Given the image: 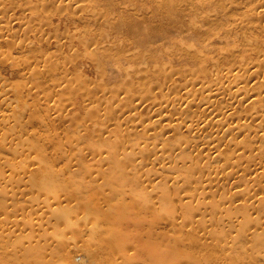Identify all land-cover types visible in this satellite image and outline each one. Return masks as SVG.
Wrapping results in <instances>:
<instances>
[{"label": "rangeland", "instance_id": "374dc122", "mask_svg": "<svg viewBox=\"0 0 264 264\" xmlns=\"http://www.w3.org/2000/svg\"><path fill=\"white\" fill-rule=\"evenodd\" d=\"M228 1L229 0H215V1L214 0H0V7L4 8L3 9L4 12L3 13L0 12V124L2 125V127L0 125V128H3V130L6 129V131H8L9 129L12 130L10 132H12L11 135H13L10 136L9 133H6L5 131H1L2 129H0V141H5L7 143L6 146H4V148L0 147L2 148L0 150V162L2 160V163L0 165V171H2L3 169L4 172V173L2 172L3 175H1L2 173H0V178L3 179L5 175H9L12 178H16L17 181L20 182V184L17 185L18 187H16V185L11 186L6 182L4 183V181H2L3 183L0 182V184L1 186H5L7 188H14V190L12 189L14 192L12 194L14 195L10 194L12 191L11 189L10 192L7 194L3 191L1 192L5 193L6 195H9V197L10 196L12 198L16 197L15 200L18 198V201L20 200L19 202L21 204V206L20 204L18 205L16 203L17 200L14 201V198L10 199L11 197L9 198L5 194L1 193L2 195H0V200H7V201H5L6 204L0 203V220H4L5 216H6V220H8V218L10 219V216L12 215L13 216L11 219L13 221L17 219L22 220L26 218L24 219L25 221L31 219L32 217H33L32 219L38 220L40 216L41 217L47 216V215L46 216L43 215L42 211L37 213L33 210L30 211L31 208L29 205L30 201H32L33 199L35 200L37 199L42 200V198L46 199L47 195L46 193H44V195H46V197H44L42 191V189L45 187H42V189L39 188V185L41 187V184L38 183L40 182V180H38L37 182L35 181L39 185H37L36 183L33 184L34 182L30 180H26L27 181L26 182L25 179L30 178L28 177V175L30 176V174L29 173L25 174L23 171L22 174L21 172V170L26 169L25 166L27 165V162H29L31 166H29L28 169L32 167L34 174L36 175L34 176L35 177L39 176L38 168H37V166L39 167V165L38 162H36L35 160L41 157L39 155H41L44 152L40 153L42 150L39 149L40 152H38L39 150H37L36 151L37 154L33 153L34 150L38 149V148L34 149V147H37L39 145L38 142H40V144L42 143L45 147V150H43L45 151V155L42 154V156H46L47 160L51 159L52 161L54 160L55 162H57L61 160V159L59 160V158L61 157H59L58 154L62 156V152L59 153L58 151H63L65 149L66 152L67 150H69L68 152H71L72 150V147H70L71 150L68 148L69 147L67 144L68 142H65L66 134L70 136V138L74 137L73 139L71 138L72 141L69 142V145L72 146L73 144V146L75 147L74 143L75 144L77 143L78 145L76 146L78 149L74 147L73 148L74 150L76 149L75 151H78L79 147L81 148V146L79 145H82L83 143L80 142L79 144L78 141L79 140L82 141L85 138L86 140H84V142L86 141L85 143L88 144L89 140L92 139L89 138V136H93V133L96 132L94 128L96 127V129H98L99 127H101V125L104 122L108 121L112 125L110 126L111 129L113 127L112 131L114 133V134L112 133L111 141H109L111 142L110 146H114L115 148L119 147L118 149H124V147L126 148L127 147L126 145H128L129 143L132 144V141L130 140L131 137L129 138V140L127 139V137L130 136V134L128 136L129 133L128 128L130 127L127 128L126 126L131 125L129 122H127L128 114L130 113L129 110L131 111V114L134 115L137 114L136 119L137 120L138 118L140 119L138 121H145V122L149 121V119H152L155 116L154 113L155 106L152 104L151 96L156 97L158 99H164L167 96L190 97L189 95L190 92L197 94L199 91H202L200 88L201 84L190 82V80L192 79V77H195L197 75L202 76L200 72L201 71L200 67H204L205 65H207V62L209 64L205 66V68L208 67L207 70H209L210 68L209 71H212V69L214 71L216 70V68H221L225 66L226 67L233 66L236 68L237 65L240 63L248 62L252 60L254 57L256 59V56H257V60L262 58V56L264 55V53H262L264 51V0H236V2L235 0L234 1L230 0L229 2L231 3H227ZM259 2L260 3L263 2V4H260ZM222 3L223 4L225 3L226 5L225 4L223 5ZM229 4L230 5L233 4L232 6L233 8ZM244 10H254L253 16L249 13L248 14L249 17H242L241 14ZM234 17L242 18L245 23H248L252 28H254L253 31H250V33L252 34H250L249 31H243V29L241 30L239 28L238 29L241 32V34H239V31H235L237 32L235 33L233 29H236L235 27H237V25H239L240 22L242 21H240V18H238L239 21L236 19V22L237 21L238 22L237 24H235L236 22L234 21ZM256 37H258L259 42H256L255 40ZM249 42L252 44L251 45L248 44ZM223 48H225L226 50L221 51ZM228 49H231L230 52H232L233 54L228 53L229 52ZM259 52L261 54L260 56L258 54ZM223 55H227V57ZM50 56L53 58L50 59L54 65L51 63H47L46 65L44 62V59ZM220 56H222L223 58ZM218 57L220 58V60ZM221 58L224 59L223 63H221L222 62ZM212 61L213 62L216 61L218 67L216 64L215 67ZM41 63L44 64L45 66L42 65ZM48 64L49 65L51 64L49 68H48ZM35 66H39L37 67L38 71L35 70L36 69ZM29 75L35 76V78L37 77L39 78L36 81L35 78L33 79V77ZM206 75H208V72L206 73ZM30 78L31 80H29ZM33 80L35 81V83ZM39 80H41L42 83L38 82ZM205 80L208 81L207 76ZM47 89L49 90L50 93L47 92L48 91ZM140 98L145 99V101H143L142 103H138L137 106L134 107V103H136V101L139 100ZM35 102L40 105L37 106L38 104L36 105ZM53 103L54 104L57 103L56 105H58L59 110L60 107L62 106L61 110L60 111L58 110V112L52 110L53 108L51 107ZM120 103L122 104V106L120 105ZM49 105H51V107H49ZM113 105L116 107L114 108V111H112L113 109H111L114 107ZM255 106L256 105L249 106L244 103L241 106H238L236 109H234L233 114L238 118L240 117V119H244L243 115L245 110L247 109L248 112H252ZM119 107L122 108L120 109ZM221 107L222 104L219 102L218 108ZM50 108L52 112L49 110ZM48 110L51 113L48 114ZM114 112L117 115H115ZM62 115L63 117H61ZM42 116L43 119L48 123L47 125L48 127L40 123L42 121L41 120ZM3 117H6L7 119H3ZM40 117L41 119L39 120L41 121H38L40 123L39 125L36 119ZM47 117L49 119H47ZM29 120L30 122L32 121V124L27 122ZM113 120H115V122H113ZM4 121H8V123L6 124L4 123L6 127L8 126V130L7 128L3 127ZM26 122L28 124H26ZM120 122L122 123V125L124 124L123 127L121 125V128L119 129L118 127L114 126L116 123L120 124ZM88 125H89V129H88ZM20 127L22 128L20 129ZM138 128L137 129L140 132L143 131L142 128L140 127ZM77 129L80 130L79 132L81 135H83L84 133L87 134L81 136L80 134L77 133L78 132ZM18 130L20 133H22L21 135H19L20 133L19 134L17 133ZM55 132L60 134L59 137L61 136L60 138L62 140V143L65 142L67 144V146L65 144L66 147H63L60 140L59 143L62 145L63 150L60 149L61 145L57 144V146H59L60 149L57 152L55 151L56 143L54 142L55 143L54 144L51 142L52 141L51 137L53 136L52 134H54L53 136L54 141H56L55 139L58 137L57 136L58 134H56L55 137ZM29 133L33 137L29 136L30 135ZM131 134H135V133H131ZM76 135L77 137L79 136L78 140H74L77 139V137H75ZM107 135L108 134L104 133V135H102L103 137H100V135H96L95 133L94 134L95 137H93L94 144L90 143L88 145L86 144L87 145L86 146L85 143H83L84 147L82 146L80 152L88 155L84 157L83 159L84 161L88 159L86 161L88 162L90 158L93 159L92 155L89 156L90 148L92 146H96V148H99L98 150L103 149L104 147L107 146L105 144L106 139H108L106 138ZM140 135L141 136H139L136 133V137L138 140L146 138V140L149 141V139L152 138V136L149 133H147V135L145 133ZM183 135L185 136V139L189 140V138H192L191 137L192 135H189L190 137H188L187 133L186 134L183 133ZM80 136L81 138L82 137L84 138L81 139ZM123 136L124 138H122ZM134 136L135 135L132 136V139L135 138ZM175 136L179 137L178 134L175 135V133H173L169 135L167 134L165 136L166 138H161L160 140L152 138L150 140L151 145H153L155 142H158L159 144L167 143V142L169 144L175 143L177 142V139H180V137L175 139L176 138ZM19 137H21V139H19ZM26 137L32 139L29 140ZM59 137L57 139H59ZM34 138H38L36 139L37 141L36 144L38 143V145L32 146L33 148L31 147L32 150L31 149L29 150V152L30 151L31 152L28 155V153H26L28 152L27 148L30 147L28 145L29 144L31 145V143L33 142L32 140ZM67 138L70 139L69 137ZM48 139H51V141H49ZM115 139L116 141H114ZM28 140L32 142L30 143ZM16 143H18L19 145L18 144L16 145ZM97 143L99 144V147H97ZM131 144L129 145L131 146ZM129 145L128 148L130 147ZM22 147H24L23 150L26 148L25 151L23 150L20 151ZM16 149H18V151ZM86 150L88 154L85 153ZM198 151L200 153V149L192 150L191 152L193 153L191 154L192 157L199 158ZM205 152L206 151H204V153ZM35 155H38V157H36ZM188 155L190 156V153H188ZM4 156H6L5 159H3ZM98 156L99 154L95 155L94 158H96L97 160ZM31 159H33L37 163V166L34 165L35 163ZM91 159L89 162H91ZM139 159L140 158H138L135 161V163L138 166L137 169L139 173H143L146 169L152 168L151 163L147 161L149 158L146 155L142 158L141 162L138 161ZM7 160H9L10 164L16 162V166L18 164L17 167L20 166L21 168L23 167V165L21 166L20 164L24 163V167L22 169L20 167L19 169L15 167L16 169L15 170L11 167L9 163H7ZM62 160L64 159L62 158ZM5 161L8 164L7 166L10 165V167L4 165L6 164L3 163ZM64 162L65 160L60 164L59 162L56 164L57 166L58 165L61 166V168L62 167L66 168L65 165L66 164L68 165V163L67 162L64 163ZM89 162L87 165H89ZM94 162L95 160L93 159L92 161L93 165L92 163L90 165L95 167ZM81 164L84 165L85 162ZM119 164L120 165L122 164V166H124L123 165L124 163H119ZM119 164L118 166H120ZM107 165L108 164H105L104 167L110 168ZM14 166L15 164L13 165V167ZM57 166H55L54 164L53 170L54 169L61 170V168ZM70 166L68 165L67 167ZM55 167H57V169ZM71 167H73L71 169L76 168L75 165ZM152 169H153L152 171L157 170L156 168H152ZM67 173L69 175V172ZM18 175L24 177L23 181H20L17 178ZM140 175L141 174H139V176ZM34 176L32 175V177ZM65 178L71 179V177L69 176H66ZM88 178L85 180L87 181ZM156 179H158V177ZM156 179L154 180L153 178L152 180L154 181L153 183H151V181L149 182L145 181L146 183L143 184L144 185L147 184L148 188H150L152 185L157 186V183L161 181L159 179L158 180ZM74 180L75 179H73V181ZM79 180L76 179L75 182H73V184L70 187L71 188L70 190L73 189L72 188L73 185L77 187H83V186H78ZM24 181L26 182L25 183L26 185L30 183L29 186L23 184L24 187L26 186L25 187L26 189L22 187L23 185H21L22 183H24ZM76 181H78V184L76 183ZM101 181L102 179L100 180V182ZM170 185L172 186L171 187L172 189L170 188V190L174 194V190H177L178 187L177 189H173L175 187L171 183ZM227 185L228 188L230 189L231 185L226 184V186ZM226 186L224 185V188ZM87 188L89 189V187ZM15 189H17V192ZM225 189L223 190L219 189L220 191H218V194L215 195L212 194L214 195L212 197H211V193H209L210 198H215V200L218 199L217 200L218 202L219 200H221L220 198H222L223 196L222 194H224ZM178 190L175 192L178 193ZM64 193L66 194L67 190H64ZM177 193H175L174 196ZM182 193L183 192L181 189V194ZM215 193H217V191ZM75 194L74 196L76 197L78 194L76 195ZM97 197L98 196H96V198ZM25 198L29 200L28 203ZM175 198L176 196L174 197V203L177 202L175 201L177 198L176 199ZM9 201L13 203H10ZM23 202L25 204L27 203L28 206L24 204L25 208H22ZM63 202H64L63 204H65V201ZM71 202H70L72 204L71 206L74 207V205H76L74 204L75 202L73 201ZM196 202L197 201L195 199L192 203V206L194 204L196 205L197 204ZM7 203L10 206L7 207ZM237 203L238 201L234 202V204L232 205L233 207H230L231 211L235 210L234 207L235 204ZM239 203L236 205L239 207V208L236 207L237 208L236 210H239V212H241L240 210H243L242 208L245 207H241L240 206L241 204ZM260 204L262 208H264L263 207L264 202L263 204L262 203ZM260 204L257 207L259 208L258 209L259 212H257L256 207L252 209L253 212L250 211L251 209L246 208L251 212L250 215L248 214L250 213L248 211L247 213L248 215L246 216L248 217L250 215L249 217H254V221L252 220L253 227L255 225H258L256 222H259L260 220L261 222H259V224L260 226L262 225L261 227L258 225L259 227H256L258 228V230L257 229L255 230V227L252 228V225L250 224L251 227L248 226L250 227V230H248V233L245 234L246 237L244 235L241 236L239 233L236 234L240 230L241 231L243 230L242 228L243 226L248 225L247 224L248 220L245 218L246 216L244 217L245 214L243 216H240L239 214L237 215L238 217L239 216L241 217V218L239 217L238 220L242 221V222L240 221L241 224L240 222H238V220H235L236 222L235 221L233 222V225L234 224L236 225L237 223L236 225L237 227L236 226L233 227V225H230L229 224L230 222L229 223L225 222V224L223 223V220L228 221V217L230 216L231 211H229L230 212L229 215L226 214L225 219L221 220L220 219L222 218L221 214H219L218 217L217 213H215L217 215L216 217V215H213L214 213L212 211L206 213L208 212V210H210L209 208H207V211L204 213L205 215L201 213H197V214L195 213L196 215L194 214L193 216V214L192 215L190 214L187 220L190 221L189 218L194 220L192 225L195 226H191V228H195L198 230L200 229L199 231L201 232L198 231V235L201 234L202 236L200 240H203V238L206 239V237H204L205 235L203 236L202 234L205 233L203 232L205 230L203 231L201 230V226L203 222L202 219L201 220L199 219L200 214L202 215V217L200 216V218L203 219L205 218L206 220H209L211 217L213 218V220L214 219L216 220L217 218L220 219V221L218 222L222 221V223L216 225L217 227L219 226L218 227L219 229L226 225L228 228L224 227L222 228V230L225 228L229 229V227L231 229L237 228L236 230L240 229L239 231L234 230L235 232L230 229H229L230 231H227L226 229L223 230L224 233L226 231L227 235L224 234L223 236L224 237L227 236L226 239L227 241H229L230 238H233L232 236L233 234L234 239H236V237L239 236L241 237V238L239 237L238 240H236L237 242L238 241L244 242V243L238 242V245L240 244L239 245L240 248L237 246L238 249L236 248V251L232 252L233 254L238 253L237 255L234 254V256H232L233 259H235L234 257L237 256L234 262L237 261L239 263H242L241 261L244 260L243 263L247 264L249 263L247 262V260L249 261L251 259L257 260L255 258L261 256L260 258L258 257L259 260L261 259L260 261L258 260L254 262L257 264L258 262L261 263L264 260L262 259V257L264 258L263 256L264 249L261 246V243L264 245L263 243L264 241H262L264 237V231H263L264 217L262 216H264V214L261 216V214L264 213V209L263 212L260 211L261 208ZM78 205L79 203L76 205V207ZM178 205L176 206L178 207ZM255 205L257 206L258 203L256 202ZM76 207H74V209L79 208ZM83 208L81 207L79 209L81 210ZM246 212H247L246 210L245 212L242 211V213H246ZM254 212L256 216L254 215ZM6 213L7 215L10 214L11 215L7 216L5 215ZM29 213L30 214L32 213V217L31 215L28 216ZM237 213L238 212L235 211V214ZM22 214H26V215H22ZM38 214L40 216H37ZM82 214L85 213H81V217L79 219L80 220L83 219L82 222L86 221V223H88L89 226H90L89 224L90 221L92 222V220H96L95 217L93 216L91 217L89 215L90 219L88 222V217L84 218V215L82 216ZM180 214L181 213H178V215ZM235 214H233L232 216H234ZM14 215L15 217L17 216L16 219H13L15 218ZM203 215L205 217H203ZM22 216L25 217L21 218ZM259 216L261 217V219H259ZM2 217L3 219H1ZM242 217L244 218V220H242L243 219ZM212 218L211 221H213ZM40 219H44V218H40ZM250 219L249 222H251ZM216 221L213 222L216 223ZM243 221L245 222V224L242 225ZM188 223H190L191 225V222ZM238 223L240 224V226ZM207 224L208 222H206V225ZM222 224L224 225L221 226ZM216 226L213 227L214 228L213 230L217 229L215 231L217 232L219 231V233H222L223 231L220 232L221 229L219 230ZM45 227L48 229L47 226ZM52 227H49L51 229L47 231V234L49 233V235H52L51 233H53V231L55 230L54 228H56L55 232L58 239L60 238L61 240L64 239L66 241L69 238V240H67L68 243L73 242L75 240L78 243V245L74 249L67 248V245L66 248L64 246L56 247L54 252L57 254V259L55 258V254L52 253L54 256L53 264H82V263L105 264L104 260L98 259V252L94 253L95 250L93 246L95 245V241L93 240L92 236L91 239L90 236L87 235V234H91L90 230H89L90 233H88L87 231L86 232L87 234L84 235L82 234L79 235L75 233L76 234L75 237L72 236L71 231L69 230L70 228L63 227L62 223H59V226L53 227V229ZM248 227L246 226V229ZM26 229H24L23 232H18L21 235L17 233L18 235L17 234L13 235L10 239L12 241H16V243L17 242L20 243L22 242L23 239L26 240V238L35 239V237L37 238V236H39L37 234H41L43 232L37 229L36 230L37 232L31 233L32 231L34 232L33 229L28 228L29 230L25 231ZM205 229H207L206 231L210 229V234L211 231L213 233L215 232L211 230L212 228H209L208 226ZM38 230L40 233L38 232ZM253 230L256 231L257 234L254 233ZM24 231L28 233H25ZM55 232L53 234H55ZM217 232L214 233L216 234V237H218ZM228 232L232 237H230ZM252 232L256 236L255 237L256 239L253 238L254 235H251ZM258 233L261 235L258 236ZM205 234L206 236H208L209 233L206 232ZM201 236H198V238ZM210 236L212 235H209V237ZM219 236L224 238L221 234ZM213 237L215 238V236L213 235L211 239L209 238V241L208 239H206L207 243L209 244H207L206 241L205 242L202 241V244L204 245L205 248L203 249L206 250L208 246H211L214 243L213 245L214 248L216 247L215 249L216 251L218 249L217 247L220 245L221 249L219 248L217 250V254H219L218 256L223 255V257H226L225 255L230 252L228 251L229 249L226 250L227 252L225 251L226 253L225 255L222 254L224 253L223 250L224 245L222 246L223 248L221 247V245L225 243L218 241L216 246L215 241L217 242L218 238L214 239ZM260 237H262V239H260ZM242 238H244V240H240ZM252 238L253 240L259 241L257 243H259L260 245L257 244L255 246L256 241H253ZM71 239L73 240L71 241ZM211 240H212V244L210 243ZM232 240L230 242H232ZM251 242H253V244ZM206 244L208 246H206ZM250 244L253 246L252 249L255 250L248 248L249 246H251ZM213 245L212 247L209 248L210 250L209 249L207 250L211 254L214 253V251L212 252V250H214ZM246 245H249L246 247V249L248 248L247 250L250 251L242 249L243 246L245 247ZM257 246L261 248L259 249L260 253L258 254H257L258 252ZM194 247H196V245H194ZM194 247H192L193 250L199 249ZM96 248L100 250L98 243ZM192 248L191 251H193ZM219 250H222L223 252L220 251L218 253ZM253 251L254 252L257 251V252L254 253ZM241 252L242 253L244 252L243 258L240 256V254L242 255ZM249 252H253L252 254L254 255H252ZM245 253L248 255H246ZM43 254L45 257H47L49 254L48 249ZM217 254H215V256H217ZM256 254L258 255L257 257ZM229 255H228V259L227 258L224 259L222 257L221 259H224L225 261L224 260L223 261L226 263L233 262V259H230L231 256ZM245 255L247 256V258L249 257L250 258L247 259ZM113 256L115 257L114 260L116 261L117 264H124L122 261L119 260L118 254H114ZM127 257L130 259V262H135L137 259V251L130 250L129 248L127 251ZM215 258L216 257H214V261L215 260L217 261V259L220 262L222 261L219 260L220 259L219 257L216 259ZM239 258H242L240 259L241 261H238ZM245 258L247 263L245 262ZM254 263L252 262V264ZM45 264L48 263L46 262ZM261 264H264V261Z\"/></svg>", "mask_w": 264, "mask_h": 264}, {"label": "bare ground", "instance_id": "6f19581e", "mask_svg": "<svg viewBox=\"0 0 264 264\" xmlns=\"http://www.w3.org/2000/svg\"><path fill=\"white\" fill-rule=\"evenodd\" d=\"M229 1L227 3H231ZM235 4H234V7H235ZM260 4H263V2H261ZM230 6L232 7L233 4ZM3 9L4 8L0 7V12L3 13L4 12ZM249 13L253 16L254 10H244L241 15L242 17H249L248 16ZM238 18L234 17V21L236 22V19L238 20ZM240 21L242 22H240V24L237 25V27H235L236 29H233L234 32L239 31V29L241 30L243 29V31H249V33L250 31H253L254 28H252L248 23H245L242 18H240ZM237 22L235 24H237ZM239 34H241L240 31H239ZM255 40L256 42H259L258 37H256ZM248 44L251 45L252 43L249 42ZM224 50L226 49L223 48L221 51H224ZM230 50L231 49H228L229 52L228 51L227 52L232 53L230 52ZM260 52L258 53L259 56L261 55ZM262 53H264V51ZM223 56L227 57V55H223ZM50 58L53 59L51 56L44 59V62L46 65L47 63L53 64ZM222 58H221L222 62L220 61L221 63H223V60H224ZM216 61L215 62L212 61L215 67L218 62ZM51 64L50 65L48 64V68L49 66H51ZM208 64L209 63L207 62V65ZM205 66L200 67L201 71L199 70L202 76L197 75L195 77H192V79L190 80V82L201 84L200 88L202 91H199L197 94L190 92L189 93L190 97H182V96L169 97L167 96L164 99H158L156 97L151 96L152 104L155 106L154 107L155 116L146 122L138 121L140 119L139 118L138 120L136 119L137 114L136 115L131 114V111L129 110L130 113L128 112L129 114H128L127 122H129L131 125L126 126L127 128L130 127L128 128L129 129L128 136L129 134L130 136L127 137V139L129 140V138L131 137L130 140L132 141V144L129 143L131 144V146L128 144L130 146L129 148H128V145H126L127 147L126 148L124 147V149H118L119 147L117 146H116L117 148H115L114 146H110L111 142L109 141H111L113 127L111 129L112 125L108 121L104 122L101 125V127H99L98 129H96L95 127L94 129L96 131L95 132L96 135H100V137H103L102 135H104V133L108 134L106 137L108 139L105 138L106 139L105 144L107 145V146L105 145L106 147L100 150H98L99 148H96V146H92L93 149L92 147L91 148L89 147L90 148L89 156L92 155L93 159L95 160L94 162L95 167L92 166L93 159L89 157L91 159V162H89L90 161L89 159L88 161L89 165H87L88 162L86 161L88 159L85 158L86 161H84L83 159L84 157L88 155L80 152L82 146L84 147L83 143L86 142V141L84 142V140H86L84 137H82L84 138V140L78 141L79 144L80 142H83L82 145H79L81 146V148L79 147V150L75 151L76 149H78L76 146L78 144L74 143L75 147L72 144L73 142L70 143L72 144V146L69 145V142H71L74 137L73 138L71 137L72 138L71 139L70 136H68L67 134L65 135L66 137L65 142H68L67 143L69 146L68 148L71 150L70 147H72L71 152H68L69 150H67V152L65 149H64L65 151L63 150V147H66L67 144L64 141H63L64 143H62V140L60 138L61 136L59 137L60 134H58L57 132H55V137H56V134H58L57 136L59 137V139H57L58 138L57 137L55 139L56 141H54L53 140L54 134H52L53 136L51 137L52 141L51 139H48L52 143L54 142L56 143V144L54 143L56 145L55 146L56 152L60 149L63 150V151H58L59 153L62 152V156H63L62 157L60 156V154H58L59 157H61L59 158V160L60 159L62 160L63 158L65 160L64 163L67 162L69 166L70 165L76 166V168L74 167L75 169H71L73 167L71 166L67 167L68 166L67 164L66 165L63 164L66 166V168L62 167L63 168L62 169L61 166L58 165L59 168H61L60 170V169H57L58 166L56 163L59 162L60 164L64 160L62 161L60 160L61 162L60 161L55 162L53 160L55 162L54 163L51 159L47 160L46 156H42V154L45 155V151H43L45 150V147L41 143L43 145L42 146L40 142H38L39 145L38 143L36 144L37 142L36 139L38 138H34L35 140L33 139L32 140L33 142L29 141L32 139V138L29 139L30 138L29 136H31L30 134L31 132H30L29 133L30 135L28 136L29 138L28 137L26 138H28L29 139L28 141L32 143L31 145L30 144L28 145L30 147H28L29 149L27 148L28 152L26 153H28L29 155V153L31 152V151L29 152L31 147L36 146V145H38L40 148L38 146L34 147V149L38 148L34 150L35 152L33 151L34 154L39 149H41L42 151L40 152L39 150L38 152L40 153L44 152L41 155H39L41 156L38 158L39 160L37 158H34V159H37L35 161L38 162L39 167L37 166V163L33 159H31L32 161H34L35 163L34 165H36L38 168L39 176L35 177L36 175L34 174L32 167H30L31 169L30 168L28 169V167L31 166V164H29V162L27 161L26 162L28 166L27 165L25 166L26 171L23 169L21 170V172L23 171L25 174L26 173L30 174V176L28 175V177H30L31 179L28 178V179H25V181L30 180L34 182L33 184H35L38 180H40V182L38 183L41 184V187L39 184L37 183L36 184L39 185L40 189H42V187H45L42 189V191H43V195L44 193H46L47 197L46 195H44L46 199L42 198V200L40 199L35 200L32 197L33 200L30 201L29 205L31 208L30 211L33 210L36 213L42 211V214L45 216L47 215V216L41 217L38 214L37 216H40V217L37 220V219H32L33 218L32 213L31 214L29 213L28 216L31 215L32 218L29 217L31 219L24 221V219L26 218H24L25 216L24 217L22 216L21 218H24L22 219L23 221L21 219L20 220L17 219L13 221L11 219L13 215L10 216L11 214L10 215H7V213L5 214L7 216H10L11 220L8 217H7L8 220H6V216L4 215L5 219L0 220V264H45L46 262L48 264H53L54 256L52 253L55 254V258L57 259V254L54 252L56 247L64 246L66 248V245H67V248L74 249L78 245L75 239L74 240L76 242L69 241L70 243H68L67 241L69 240V238L68 239L66 238L67 242L64 239H63L64 241L61 240L60 238L58 239L56 232H55L56 228H54L55 230L53 231V233L55 232V234L51 232L50 233L52 235H49V233L47 234V231L51 229L49 227L59 226V223H62L63 227L65 228H70L69 230L71 231L72 236H75V237H76V234L84 235V234H87L86 233L87 231L88 233L91 232L92 235L91 234H87V235H89L91 239L93 237V240L95 241V245L93 246L95 250L94 253L98 252V259L104 260L105 264H117L116 261L114 260L115 259V257L113 256L114 254H118L119 260L122 261L124 264H237V263L245 264L243 263L244 260L243 261L240 260L243 258L244 252L243 253L241 252L242 255L240 254V256L242 258H239L238 260V261H241L242 263H239L237 261H236L237 263L234 262L237 256L234 257L235 259H233L232 257L234 256V254H236V253L233 254L232 252L236 251V248L237 249L238 247L240 248L239 246L240 244L238 245V242L240 243L241 241H238V242L236 241L238 240L240 236L236 235L239 237H236V239H234V235L231 233L233 238H230V240L227 241L226 240L227 236H225L226 238L223 236L224 234H226V231L225 233L223 231L226 228L223 230L222 228L227 227V225L223 226L225 222H228V223L230 222L229 224L233 225V222L235 220H238L240 216H243L244 214H245L244 217L248 214L251 215V212H253L252 209H254L255 207L257 209V212H259L258 210L259 208L257 207L259 206L260 203L263 204L264 202V55L262 56V58L258 60L256 56V59L254 57L252 60L248 62L240 63L237 65L236 68L233 66H229V67L225 66L221 68H216V70L214 71L212 69L213 71L212 72V71H209L210 68L209 70H207L208 67L205 68ZM35 67H36L35 70H37V67L39 66H35ZM207 72H208V75H206ZM29 76H32V75H29ZM206 76L208 77V81L205 80ZM32 77L33 79L35 78V76H32ZM38 78L39 77L35 78L36 81L38 80ZM29 80H31V78ZM41 80H39L38 82L42 83ZM47 92H49V90ZM143 101H145V99L140 98L139 100L136 101V103H134V107L137 106L138 103H142ZM219 102L222 104L221 108H218ZM244 103L249 106L251 105H256V106L253 108L254 110L252 112H248L246 109L243 115L244 119H240V117L238 118L233 114V110L236 109L238 106H241ZM37 104L38 103H36V105ZM56 104L53 103L52 107L51 105H49V107L53 108L52 110H55L58 112L59 108H58V105ZM39 105L40 104H38L37 106ZM120 105L122 106L121 103ZM51 108L49 110L52 112ZM61 108L62 106L60 107V110ZM114 108L116 107L114 106L113 108H111L113 109L112 111H114ZM119 108L121 109L122 107H119ZM49 110H48V114L51 113L49 112ZM115 115L117 114L115 113ZM61 117H63V115ZM3 119H7V118L3 117ZM39 119H41V117L36 119L37 122L42 120L40 123L48 127L47 126L48 123L43 119V116L41 120ZM47 119L49 118L47 117ZM27 122L32 124V121L30 122V120ZM27 122L26 124H28ZM113 122H115V120H113ZM4 123L6 124L8 123V121H4L3 124ZM5 124L3 125V127L7 128L8 130V126L6 127ZM121 125L122 123L120 122V124L116 123L114 126L120 129ZM22 127H20V129ZM138 127L142 128L143 131L141 130L142 132H140L138 130L139 129ZM0 129H2L1 131H5L6 133H9L10 136H13L11 135L12 132H10L12 130L9 129L8 131H6V129L4 130L3 128H0ZM88 129H89V125H88ZM19 130L17 132L18 134L20 133ZM79 131L80 130H78L77 132L78 134H80ZM34 133H37V132H34ZM95 133H93V136H89V138H92L90 139L92 141L89 140L88 144L90 143L94 144L93 137H95L94 136ZM131 133H135V134H131ZM136 133L139 136H141L140 134H143V133H145L146 135L147 133H149L152 136V138L157 139V140H160L161 138H166L165 136L167 134L169 135V134L175 133V135L176 134L179 135L180 139H177L179 137L175 136L176 137L175 139H177V142L175 143L169 144L167 142V143L159 144L158 142H155L153 145H151L150 140L152 138L150 136L149 137L151 139H149V141L146 140V138L145 139L140 138L141 140H138L136 137ZM183 133L184 134L187 133L188 137H190L189 135H192L191 136L192 138H189V140L185 139V136L183 135ZM21 134L22 133H20L19 135ZM84 134H87V133H84ZM133 135H135L134 136L135 138L132 139ZM67 137H69L71 140L68 139ZM75 137H77V135ZM78 137L77 139H74V140H78ZM122 138H124V136ZM19 139H21V137H19ZM116 139L114 141H116ZM57 140H58V143H57ZM60 140H61V144L63 145V147L59 143ZM142 140H145V141H142ZM6 144L7 143L5 141H0V145H1L0 147L4 148ZM17 144L18 143H16V145ZM57 144L61 145L60 149H59V146H57ZM86 144L87 143H85V145ZM40 145L42 146L43 149L41 148ZM73 147L76 149L74 150ZM97 147H99L98 143H97ZM23 148L24 147H22L20 151H22ZM1 149L2 148H0V150ZM25 149L23 151H25ZM195 149L197 150L200 149V153L198 151L199 155L197 154L199 158L192 157L191 155L193 154L191 153L192 150H195ZM16 150L18 151V149ZM72 151H75V152H72ZM204 151L206 152L204 153ZM85 153H87V150ZM188 153H190V156L188 155ZM98 154L99 156L96 160L94 156ZM145 155L149 158L147 161L151 163L152 168H156L157 170L152 171L153 169L151 168V169H146L143 173H139L137 169L138 166L135 163V161L138 158H140L138 161L141 162L142 158ZM35 156L38 157V155H35ZM5 157L6 156H4L3 159H5ZM84 162L87 166L85 164L84 165L81 164ZM1 163H2V160L0 162V165ZM3 163H6V161ZM7 163H9V160H7ZM7 163L4 165L7 166L8 165ZM91 163L92 165H90ZM119 163H124L123 164L124 166H122V164L120 165ZM14 164L15 166L13 167ZM54 164L55 166H57L55 168L59 171L55 169L53 170ZM105 164H108L107 166H109L111 169L108 167L105 168L104 167ZM118 164L120 166H118ZM10 165L13 169H15V167L19 169L20 167V166L17 167L18 164L16 166V162ZM10 165L7 167H10ZM20 165L21 166L23 165L24 167V163ZM66 171L69 172V175ZM2 172H3V169L2 171H0V173ZM3 173L1 175H3ZM31 173L33 176L35 175L34 176L35 178L32 177ZM25 174H24V177H25ZM139 174L141 175L139 176ZM19 175L17 176V178L20 181H23L24 177L19 176ZM65 175L71 177V179L65 178L66 177ZM157 177L161 181V182L157 181L159 182L157 183V186L152 185L150 188H148L147 184L145 185L143 184V183H146L145 181L147 182L151 181V183H153L154 182L152 181L153 178L155 180ZM87 178L88 180L86 181L85 179ZM0 179H1L0 182L4 181V183L6 182L7 184H10L11 186L16 185V187H18L17 185L20 184V182H18L16 178H12L9 175H5L3 179L2 178ZM73 179L75 180L81 179L79 180L78 186H83V187H77L73 185L72 186L73 189L70 190L71 185L73 184V182H75V180L73 181ZM101 179L102 181L100 182ZM25 181L21 185L23 184L26 185L25 183L27 181L26 182ZM76 183L78 184V181H76ZM168 183L169 185L171 183L175 187L173 189H177V187L178 189H180V190L177 189L178 193L175 192L177 190H174V194L177 193L175 195L177 198V199L175 198L176 199L175 201H177L175 202L176 204L174 203L175 196L173 192L170 190L172 186L170 185L169 187ZM29 184L27 185L29 186ZM115 184L117 185V187ZM226 184H230L231 188L229 189L228 185L226 186ZM24 185L22 187H24ZM224 185L226 186L225 188H228L229 190L225 189ZM85 187H86V190H85ZM87 187H89L90 190ZM222 188L225 189V191H224V194H222L223 195L222 198L219 197L221 200L217 202L218 199L215 200V198H210L209 193H211V197H212L215 194H218V191H220L219 189L223 190ZM10 189L14 190V188H7L5 186H1L0 184V195L9 193ZM181 189L183 192L182 194H181ZM13 190L11 191L10 194L14 193ZM15 190L17 192V189ZM64 190H67V193H68V194L66 193L67 195L64 193ZM1 191L5 193H2ZM216 191L217 193H215ZM75 193L78 194L76 197L74 196ZM6 196L9 197V195H6ZM96 196L98 197L96 198ZM13 198H14V201L17 200L16 203L19 205L20 200L18 201V198L15 200L16 197H13ZM13 198L11 197L10 199H13ZM195 199L197 201L196 202L197 204L196 205L194 204L195 206L194 205L192 206V203ZM0 201H2L0 203L6 204L5 201L7 200H0ZM11 201L9 202L13 203ZM63 201H65V204H63L64 203ZM71 201L75 202L74 204L76 205L79 203L80 206L79 205L77 206L79 208L81 207L83 208L84 206L83 209L81 210L79 208L78 209L80 210L81 213H85V214H82V216L84 215V218L88 217V222L90 219L89 215L91 217L92 216L95 217L96 220H92V222L90 221L89 222L90 226L88 225V223H86V221H84L85 223L82 222L83 219L81 220L79 219L81 217V213L79 212L78 209H74L76 205L73 204L74 207L71 206L72 205ZM237 201L238 203L240 201L239 203L241 204L240 206L245 207V208H242L243 210H240L241 212H239V210H236L237 209L236 207H238L236 206L238 204L237 203L235 204V207H234L235 210L234 211L232 210L233 211L232 212L230 207H233L232 205L234 204V202H237ZM24 202L22 204V208H25V205H27L29 200H27L26 204ZM256 202L258 203L257 206L255 205ZM8 203H7V207L10 206L9 205L10 203L9 204ZM176 205H178V207ZM263 207H264V204H263ZM207 208L210 209L208 210V212H206ZM246 208L251 209L250 210L251 212L247 210ZM261 208H260V211L263 212L264 208H262V210ZM244 209L247 211L246 213H242V211L245 212ZM77 210L79 213L77 212ZM210 211L214 213L213 215H216L215 213H217L218 217H219V214H221V217H222L220 218L221 220L225 219L226 214L229 215L230 213L229 211H231L230 216L229 217L227 216L228 221L223 220L224 224L221 225L223 226L222 228H220L221 230L218 228L219 226L218 227L216 226L222 223V221L218 222L220 221V219L217 218L218 220L216 219L217 220L216 221L215 219L213 220V218L211 217L213 221H216L215 223L211 221V218L209 220H206L205 218L204 219L200 218V216L202 217L201 214H204L205 212L209 213ZM235 211H237L238 213L235 214ZM248 211L250 213H248ZM178 213H181V214L178 215ZM195 213L196 214L201 213L199 216V219L200 220L202 219V222H203L202 223L200 221L203 226V227L201 226V230L202 231L205 230L203 232L209 233L208 236H206L205 233H202L203 236L205 235L204 237H206L208 241H209V238L211 239L213 235L215 236V238H218V240L216 239L217 242L214 240L215 239L214 237H213L214 239L212 238L215 241L216 246H217L218 241L225 243L221 245V247L224 245V248L222 247L224 250V253L222 254L225 255L226 254L225 251L228 249H229L228 251H230L228 254L225 255L226 257H223V255L218 256L219 254H217V250L220 248V245L217 247L218 249L215 251L216 247L214 248V245H213L214 243L212 244V240L210 243L213 245L214 250H212V248L211 250L212 252L214 251V253L211 254L209 253V251H207L210 247H212V245L208 246L207 244L209 243H207L205 238H203V240H200V238H202L201 234L198 235V231L200 229L198 230L195 228H191V226H195V225H192L194 220H192L191 218H189L190 221L187 220L190 214L191 215L193 214L194 216ZM233 214H235L236 216L235 215L232 216ZM238 214L240 215L239 217L237 216ZM258 214H261V213H258ZM263 214L264 213H262L261 216ZM22 215H26V214H22ZM204 215L203 217H205ZM254 215H255V212H254ZM248 217L247 216L245 217L248 220V222L250 218H253V219H250L251 222L249 223L245 220L248 225L243 226L242 231L240 229H239L240 231L236 230L237 228L231 229L229 227V229L233 231L234 230L239 231L236 234L239 233L241 236L242 235L245 236V234L248 233V230H250V227H251L250 224L252 225L254 221V217H249V218ZM16 218L17 216L13 219H16ZM40 218H44V219H40ZM1 219H3V217ZM259 219H261L260 216H259ZM242 220H244V218ZM240 221L241 220H238V222ZM188 222H191V225ZM206 222H208L207 225H206ZM259 222H261V220ZM259 222H256V223L260 226ZM243 224H245L244 221L242 225ZM236 225L234 224L233 227H235ZM258 225L254 226L255 230L256 229L258 230V228H256V227H259ZM45 226H47L48 229ZM207 226L209 228H212L211 230H213L214 229L213 227L216 226L220 230V232L223 231L222 232L223 234L219 233V231L218 232L215 231L217 230L215 229L213 231L217 232L218 237H216V234H214L215 232L213 233L211 231V234H210V229L206 231L207 229L205 228H207ZM246 226L247 227L250 226V227L246 229ZM254 227L252 225V228ZM28 228L34 230V232L31 230L32 231L31 233L37 232L36 231L37 229L43 232L41 234H37L39 236L35 234L37 236V238L35 237V239H30V238L29 239L26 238V240L21 239L22 242L20 243L19 242L16 243V241H12L10 239L13 235H16L18 232H23L24 229H26L25 231L29 230ZM229 229H226V230L230 231ZM25 233H28V232H25ZM254 233L257 234L256 231H254ZM254 233L252 232L251 235H254ZM259 233H258V236L261 235ZM220 234L224 238L220 237L219 236ZM209 235H212V236L209 237ZM198 236H201V237L198 238ZM232 236L230 235V237ZM255 237L256 236L254 235L253 238ZM260 239H262V237H260ZM72 240L73 239H71V241ZM231 240L232 242H230ZM240 240H244V238ZM202 241L203 242L206 241L207 243L206 246H208V248L206 250H204L205 248H204V245L202 244ZM253 241H256L255 246L259 244L257 243L259 241L257 240H253ZM262 241H264V237ZM97 243L100 247V250L96 248ZM241 243H244V242H241ZM251 243L253 244V242ZM194 245H196V247H194ZM247 246L249 245H246L245 247L243 246L242 249L247 250L248 248L250 249L253 248V246L251 245L246 249ZM261 246L264 249V245L262 243H261ZM190 247L199 248V249L193 250L192 248L193 251H191ZM129 248L130 250L137 251V259L135 262H130V259L127 257V251ZM47 249H48L49 254L47 257H45L43 253ZM259 249L261 248L258 247L257 249L258 252L255 251L257 252V254L260 253ZM252 250H255V249H252ZM220 251L222 250H219L218 253ZM247 251H250V250H247ZM253 252H249V253L252 254ZM215 254H217V256H215ZM257 254H256V257L258 256ZM228 255L231 256L230 259H233V262H229V263L224 262L225 261L224 259L226 258L228 259ZM214 257L216 258L219 257L220 258L219 260H222V261L224 260V261L220 262L218 261V259L217 261L216 260L214 261ZM221 257L224 259H221ZM258 257L255 258L257 260L251 259L250 260L251 263L249 260H247V262L252 264V262L254 263L255 261L259 260ZM246 258H245V262H246ZM262 259L264 258L262 257Z\"/></svg>", "mask_w": 264, "mask_h": 264}]
</instances>
